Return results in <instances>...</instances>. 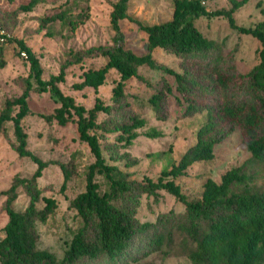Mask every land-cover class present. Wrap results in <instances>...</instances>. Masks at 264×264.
<instances>
[{"label": "trees", "instance_id": "trees-1", "mask_svg": "<svg viewBox=\"0 0 264 264\" xmlns=\"http://www.w3.org/2000/svg\"><path fill=\"white\" fill-rule=\"evenodd\" d=\"M42 1L30 0L21 10L32 12ZM130 1L118 0L112 4L110 25L115 31L114 46L92 47L71 54L60 74L50 80L43 79L44 71L37 55L23 40L18 41L19 54L26 52L31 62L27 89L19 97L6 101L0 113V135L9 136L7 129L11 124L15 151L21 158H29L37 169L31 177L16 176L11 187L1 192L7 198L8 221L3 228L5 236L0 240V264H92L102 259L110 264H142L138 257L132 256V250L140 249L141 234H146L152 251H162L175 242V236H180L181 255L188 257L192 264H264V190L256 188L255 175L249 171L250 164L264 168V21L254 28L237 25L234 12L250 0H231V9L214 12L207 10L205 0H174V15L170 21L147 25L134 20L147 35V52L139 55L127 48L120 26L121 20H133L128 14ZM261 3L259 0L258 5ZM88 15L70 18L66 12H61L43 18L39 29L42 31L49 24L61 21L75 32L86 23ZM204 16L226 17L231 28L259 40L260 62L247 73L237 72L232 62L227 66L210 63L208 57L215 54L216 45L195 24ZM0 25L6 29L1 22ZM157 50L182 60L183 64L189 63V67L178 70L160 63L155 57ZM203 56L207 61L200 59ZM86 58H102L105 63L98 68L84 69L81 82L73 84L72 89H99L105 85L109 72L116 70L120 80L114 88L112 104L97 99L88 110L61 90L60 83L66 82L68 67H83ZM6 65V51L0 44V68ZM144 67L163 74L159 91L150 98L153 107L159 110L167 95L177 93L178 104L185 107L184 117L202 112L206 118L178 164L171 171H163L166 177H182L193 165L213 161L215 147L236 128L241 131L252 155L249 163L227 171L221 182L209 178L203 185L201 199L189 198L175 181L162 177L156 182L149 178L142 183L129 180L116 160L105 155L102 139L107 135L116 134L120 143L129 146L138 138L137 130L146 124L137 115H129L124 122L116 117L125 108L128 82L137 79L148 87L151 85L140 74ZM168 75L174 79L175 86L166 80ZM32 89L39 94H50L57 104L51 114L38 115L49 125L76 123L80 141L88 144L94 156L88 168L85 191L70 201L80 225L62 258L40 248L38 224L46 223L59 204L54 197L44 194L38 180L49 166H59L64 175L61 186L64 193L75 166L73 162L43 160L29 149V136L23 123L27 117L35 115L29 106ZM101 113L108 117L99 121ZM147 136L157 138L160 134L151 131ZM98 175L106 180L104 191L97 181ZM160 190L173 195L185 211L180 216H165L157 223L162 227L158 231L154 223H141L136 218L137 208L131 202L137 195L156 197ZM23 194L28 203L18 209L16 205ZM150 252L142 251L144 257Z\"/></svg>", "mask_w": 264, "mask_h": 264}, {"label": "rangeland", "instance_id": "rangeland-1", "mask_svg": "<svg viewBox=\"0 0 264 264\" xmlns=\"http://www.w3.org/2000/svg\"><path fill=\"white\" fill-rule=\"evenodd\" d=\"M29 1L0 0V22L10 34L9 40L3 44L7 65L0 68V113L8 99L19 97L27 89L26 78L30 73L31 62L26 52L19 54V40H23L39 58L44 80H50L52 76L60 74L62 65L73 53L83 52L92 47L114 46L115 31L110 25V20L112 4L118 0H43L32 12L22 11L21 7ZM258 2L259 0H250L234 12L238 26L254 28L264 21V0H261L260 5ZM204 5L209 12L232 8L231 0H205ZM61 12H66L70 18H77L81 14L89 15L86 23L75 32L61 21L53 22L40 31L43 18ZM128 14L133 20L120 21L122 34L127 48L141 55L147 52V35L139 29L134 20L147 25L170 21L174 15V0H131ZM195 24L216 45L215 54L208 57L210 63L220 62L222 66H227L232 62L237 72L247 73L260 62L259 40L231 28L226 17L204 16L197 19ZM155 57L160 63L178 70L189 67V63L183 64L182 60L160 50L155 52ZM200 59L207 58L203 56ZM84 62L83 67L82 65L68 67L66 82L60 83L61 90L88 110L94 107L97 99L112 104L114 88L120 80L116 70L109 72L105 85L99 89L91 87L80 91L72 89L73 84L81 82L84 69L101 67L105 60L86 58ZM140 74L151 85L148 87L137 79L128 82L125 87V108L116 115L119 122L126 121L129 115H137L146 121L145 126L137 130L138 138L129 146L120 143L116 134L107 135L102 139L105 155L116 160L115 163L127 173L129 180L141 183L147 178L155 182L160 177L173 180L189 198L198 200L201 199L203 185L209 178L221 182L227 171L250 162L252 155L241 131L236 128L223 143L215 147L216 157L213 161L193 165L182 177L175 178L172 175L166 177L163 171H171L173 166L178 164L182 155L194 143L196 131L206 118L202 112L201 115L191 114L184 117L185 107L178 104L177 96L179 98L180 96L177 93L167 95L161 102V108L157 110L150 103V98L159 91L163 74L145 67L140 69ZM166 80L175 86L171 76H166ZM30 93L29 106L35 115L27 117L23 123L24 130L29 136V149L43 160L73 162L75 166L73 177L64 193L61 192L64 175L59 166H49L38 180L44 194L54 197L59 204L55 214L46 223L38 224L40 248L62 258L80 225V219L77 212L70 207V201L85 191L88 168L94 162V156L88 144L80 141L76 123L70 122L67 126L49 125L38 115L51 114L57 107L50 94H39L35 89ZM15 110L14 113L17 112V108ZM107 117L101 113L99 121ZM7 130L10 132L9 136L0 135V240L5 236L3 228L8 221L5 211L7 198L1 192L11 187L16 176L31 177L37 169V165L29 158H21L15 151L11 124H8ZM151 131L157 132L160 137H148L147 133ZM249 171L255 175L256 188L264 190V168L250 164ZM97 181L102 191L107 189L103 176L98 175ZM136 198L131 202L137 208L136 218L141 223H154V228L158 231L162 227L157 223L165 216L176 217L185 211L183 204L165 190L158 191L156 197L142 194ZM27 203L28 199L23 194L16 208H24ZM139 237L140 249L132 250V256L138 257L142 264H192L188 257L181 255L180 236H175V242L165 246L162 251L151 250L146 234ZM144 250L151 251L147 257L143 256ZM92 264L110 263L102 259Z\"/></svg>", "mask_w": 264, "mask_h": 264}, {"label": "built area", "instance_id": "built-area-1", "mask_svg": "<svg viewBox=\"0 0 264 264\" xmlns=\"http://www.w3.org/2000/svg\"><path fill=\"white\" fill-rule=\"evenodd\" d=\"M10 38V34L7 32V30L0 25V44H5Z\"/></svg>", "mask_w": 264, "mask_h": 264}]
</instances>
